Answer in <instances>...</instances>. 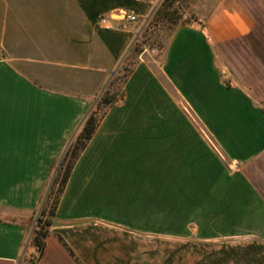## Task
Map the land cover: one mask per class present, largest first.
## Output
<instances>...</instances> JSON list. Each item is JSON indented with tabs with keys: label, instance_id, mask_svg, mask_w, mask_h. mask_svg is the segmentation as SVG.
I'll return each instance as SVG.
<instances>
[{
	"label": "crops",
	"instance_id": "0c3cea01",
	"mask_svg": "<svg viewBox=\"0 0 264 264\" xmlns=\"http://www.w3.org/2000/svg\"><path fill=\"white\" fill-rule=\"evenodd\" d=\"M154 1L0 0V264ZM192 6L99 120L38 264H264V0Z\"/></svg>",
	"mask_w": 264,
	"mask_h": 264
},
{
	"label": "trees",
	"instance_id": "16d2710c",
	"mask_svg": "<svg viewBox=\"0 0 264 264\" xmlns=\"http://www.w3.org/2000/svg\"><path fill=\"white\" fill-rule=\"evenodd\" d=\"M166 1L169 4H173L177 0ZM139 46H141V42L139 39H137L124 56V59L129 55L132 49H135L134 51L139 54L142 51L139 49ZM132 70L128 71L127 77L131 74ZM111 83L112 81H110L108 85L104 86L102 90L90 100L86 114L64 147V149L66 148L64 157L59 164V167L53 178V183L49 194L47 195L43 204L41 201H39L36 211L29 213V215L24 219L21 218L20 225L26 230V239L20 254V264H38L39 260L41 259L45 248V241L49 235V228L54 222L56 209L72 168L81 152L86 148V145L93 137L99 124L100 119L98 120L96 117L97 111L102 107L109 109L121 106L123 104V90L119 98L116 95L109 94L108 86ZM68 155L69 160L65 164ZM33 222H35V225L32 228ZM62 244L67 249L66 245L64 243ZM26 245L27 249L23 254ZM68 252L71 256H73L70 250H68Z\"/></svg>",
	"mask_w": 264,
	"mask_h": 264
},
{
	"label": "rangeland",
	"instance_id": "374dc122",
	"mask_svg": "<svg viewBox=\"0 0 264 264\" xmlns=\"http://www.w3.org/2000/svg\"><path fill=\"white\" fill-rule=\"evenodd\" d=\"M195 21L196 18L194 15V8L192 6V0H177L173 4H169L166 0H155L153 13L147 22H145L143 28L136 37V40L139 39L141 42L139 49L142 51L137 54L134 51L135 49H132L129 55L125 59L123 58L121 60L113 75L110 76V79L106 83V85H108L110 81H112V83L108 86L109 94L116 95L118 98L121 96L122 88L127 78L128 71L132 70L134 65L140 60V55L144 49L148 50L149 52L151 50H158L163 46V43L166 42L175 28L181 25H191ZM142 58H144V55ZM107 109L108 108L102 107L97 111L96 117L98 120L101 119ZM65 149H63L50 171L48 181L45 185L40 200L42 204L49 194L53 183V178L60 162L62 161V158L64 157V153L66 151ZM68 160L69 155L67 156L65 164L68 162ZM34 225L35 222H33L32 228ZM26 249L27 245L23 254L25 253Z\"/></svg>",
	"mask_w": 264,
	"mask_h": 264
},
{
	"label": "built area",
	"instance_id": "2783aa9c",
	"mask_svg": "<svg viewBox=\"0 0 264 264\" xmlns=\"http://www.w3.org/2000/svg\"><path fill=\"white\" fill-rule=\"evenodd\" d=\"M125 19H126L129 23H132V22H135V21H136L135 16H132V15L125 16ZM99 25H100L102 28H104V29H109V26H108V20H106V19H104V18H102V19L100 20V24H99ZM147 53H149V54H154V53H155V50H151V51L149 52L148 50L144 49L143 52H142L141 55H140V60H141L142 56L145 55V54H147Z\"/></svg>",
	"mask_w": 264,
	"mask_h": 264
},
{
	"label": "water",
	"instance_id": "95a60500",
	"mask_svg": "<svg viewBox=\"0 0 264 264\" xmlns=\"http://www.w3.org/2000/svg\"><path fill=\"white\" fill-rule=\"evenodd\" d=\"M111 75H113V73ZM18 264H20V262Z\"/></svg>",
	"mask_w": 264,
	"mask_h": 264
}]
</instances>
